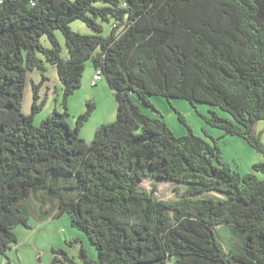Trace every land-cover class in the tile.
I'll return each mask as SVG.
<instances>
[{
  "label": "trees",
  "instance_id": "16d2710c",
  "mask_svg": "<svg viewBox=\"0 0 264 264\" xmlns=\"http://www.w3.org/2000/svg\"><path fill=\"white\" fill-rule=\"evenodd\" d=\"M75 20L96 33L72 30ZM104 23H112L109 35ZM89 59L117 100L116 120L98 126L91 142L80 130L95 100L74 128L67 121ZM47 62L65 110L36 124L45 99L34 89L24 114V87ZM47 80L42 73L34 88ZM153 95L220 107L232 119L211 110L207 124L264 154L254 132L264 119V0H0V253L18 242L16 226L31 228L19 200L43 189L57 205L40 218L70 214L98 252L91 258L81 248L88 264H264V180L224 161L217 138L191 129L176 136L162 115L144 110L159 113ZM253 170L264 173V160ZM147 178L187 186L165 200L157 185L141 187ZM223 223L247 232L243 249H225L214 231ZM53 252V264H77L64 248Z\"/></svg>",
  "mask_w": 264,
  "mask_h": 264
},
{
  "label": "rangeland",
  "instance_id": "374dc122",
  "mask_svg": "<svg viewBox=\"0 0 264 264\" xmlns=\"http://www.w3.org/2000/svg\"><path fill=\"white\" fill-rule=\"evenodd\" d=\"M98 4L103 3L98 2ZM70 26L72 30L84 34L96 33L80 20L72 21ZM111 31L112 23H104L103 34L109 35ZM55 34L62 46V56L67 58L69 53L64 36L60 30H56ZM42 42L46 46H50L46 36L42 37ZM47 67L48 69L44 72L39 70L29 71L24 87L22 101V112L24 114L27 115L32 112L34 89H37L39 93L40 102L45 99L42 109L35 115L34 122L36 124H40L54 110L58 112L65 110L62 84L58 77L57 68L50 62H47ZM92 69L94 73L97 72L94 61L89 59L86 62L82 86L74 91L67 103L69 112L67 121L74 128L78 115L85 112L87 108L86 102L91 99L95 100L96 108L80 130V136L87 142L92 141L98 126L112 123L117 118V100L114 91L103 76L97 85H92L93 77L89 75ZM42 73L47 76L48 80L34 88L33 83H41ZM88 76L90 82H87ZM151 100H154L159 113L153 107L142 104L144 110L147 112L149 110L152 115H162L176 136L185 135L191 129L195 134L202 136L211 143L213 142L212 138H217L224 161L241 173L254 172L259 179L264 180V173L253 170V164L264 160V154L251 147L242 137L225 134L223 130L208 125L203 118V115L208 116L211 114V110H214L219 115L232 119L228 112L218 106L203 102L192 105L188 100L182 98L168 100L164 96L153 95ZM179 113L185 117L186 122L179 119ZM254 132L260 136L264 144V119L256 123ZM153 184L158 187V197L165 200L179 199L182 196L181 192L185 189L184 187L187 186L185 183L147 178L141 183V187L150 189ZM46 195L45 190L40 189L33 192L30 199L19 200L18 204L30 214L29 223L31 228L23 225L15 227L18 242L13 244L12 248L4 254L0 253V264H53V248H64L77 264H88L81 257L82 247L86 249L91 258L97 257L96 247L84 231L72 225L70 214L64 213L60 217L40 218L44 210L50 208L52 204L57 205V201L46 200ZM189 197L197 198L199 196ZM214 231L226 250L239 251L243 249L242 245L248 236L246 231L238 228L234 223H223L214 227Z\"/></svg>",
  "mask_w": 264,
  "mask_h": 264
},
{
  "label": "built area",
  "instance_id": "2783aa9c",
  "mask_svg": "<svg viewBox=\"0 0 264 264\" xmlns=\"http://www.w3.org/2000/svg\"><path fill=\"white\" fill-rule=\"evenodd\" d=\"M101 79V71L98 70L97 73L94 76V81L100 80Z\"/></svg>",
  "mask_w": 264,
  "mask_h": 264
},
{
  "label": "crops",
  "instance_id": "0c3cea01",
  "mask_svg": "<svg viewBox=\"0 0 264 264\" xmlns=\"http://www.w3.org/2000/svg\"><path fill=\"white\" fill-rule=\"evenodd\" d=\"M89 75H90V76L92 75V77H93V75H94L93 69L90 71ZM88 81L90 82V80H89V76H88L87 82H88ZM99 81H100V80H99ZM99 81H98V82H99ZM98 82H97L95 85H97ZM92 85H94V84H93V78H92Z\"/></svg>",
  "mask_w": 264,
  "mask_h": 264
}]
</instances>
